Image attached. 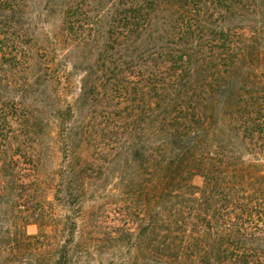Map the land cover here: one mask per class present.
Wrapping results in <instances>:
<instances>
[{"label":"trees","instance_id":"obj_1","mask_svg":"<svg viewBox=\"0 0 264 264\" xmlns=\"http://www.w3.org/2000/svg\"><path fill=\"white\" fill-rule=\"evenodd\" d=\"M4 252L264 264V0H0Z\"/></svg>","mask_w":264,"mask_h":264},{"label":"rangeland","instance_id":"obj_2","mask_svg":"<svg viewBox=\"0 0 264 264\" xmlns=\"http://www.w3.org/2000/svg\"><path fill=\"white\" fill-rule=\"evenodd\" d=\"M93 183L95 184V182ZM193 184L196 186H199L201 184V180L199 178H194ZM94 190H95L94 186H92L91 189H89L88 194H87L88 196L87 200H85L82 203V211L90 212L92 210V207L101 206L100 211L99 210L97 211L99 213L98 217L93 219L94 220L93 223L98 224L103 229V185L97 191H94ZM110 207L116 208V206H110ZM24 231L27 235H30V236H37L39 234V229L35 225L25 226ZM46 231H49V230L47 229ZM5 256H6L5 252L0 254V262L2 258H4ZM18 261H20V263L19 262H8V264H23L21 260H18ZM24 261H26V264L30 263V259L24 260ZM91 264H103V259L99 263L97 261H93L91 262Z\"/></svg>","mask_w":264,"mask_h":264}]
</instances>
